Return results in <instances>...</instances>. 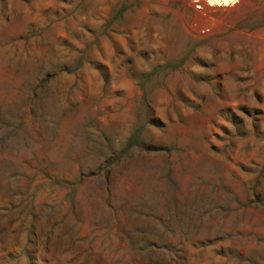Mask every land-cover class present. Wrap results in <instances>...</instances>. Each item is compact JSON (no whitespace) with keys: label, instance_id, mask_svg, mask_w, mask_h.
I'll list each match as a JSON object with an SVG mask.
<instances>
[{"label":"rangeland","instance_id":"rangeland-1","mask_svg":"<svg viewBox=\"0 0 264 264\" xmlns=\"http://www.w3.org/2000/svg\"><path fill=\"white\" fill-rule=\"evenodd\" d=\"M0 0V264H264V0Z\"/></svg>","mask_w":264,"mask_h":264},{"label":"built area","instance_id":"built-area-1","mask_svg":"<svg viewBox=\"0 0 264 264\" xmlns=\"http://www.w3.org/2000/svg\"><path fill=\"white\" fill-rule=\"evenodd\" d=\"M241 0H189L191 7L202 16L207 15L209 8L233 7Z\"/></svg>","mask_w":264,"mask_h":264}]
</instances>
